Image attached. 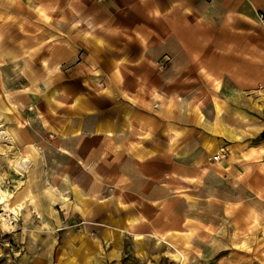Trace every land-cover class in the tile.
<instances>
[{
  "label": "crops",
  "instance_id": "crops-1",
  "mask_svg": "<svg viewBox=\"0 0 264 264\" xmlns=\"http://www.w3.org/2000/svg\"><path fill=\"white\" fill-rule=\"evenodd\" d=\"M261 13L264 0H0L9 27L39 29L41 75L66 77L46 89L47 131L23 140L52 178L31 166L14 178L11 206L43 226L0 264L183 256L217 244L234 215L264 216Z\"/></svg>",
  "mask_w": 264,
  "mask_h": 264
},
{
  "label": "rangeland",
  "instance_id": "rangeland-1",
  "mask_svg": "<svg viewBox=\"0 0 264 264\" xmlns=\"http://www.w3.org/2000/svg\"><path fill=\"white\" fill-rule=\"evenodd\" d=\"M7 20L8 18L3 20L0 15V89L11 96L10 101L16 106L20 116L6 113L1 106L2 96L0 94V122L1 114H4L5 119H11V124L6 126L8 132L14 137V149L2 144L4 151L0 152V181L3 188L14 191L16 190L15 177H21L23 180L29 177L27 171H19L12 165L10 158H14L17 154L31 161L32 180L52 178L53 173L42 171L41 156L43 153L41 150L36 151L32 149L33 147L26 149L27 145H24L23 140L25 136L26 138L33 137L35 134L47 131L50 92L46 89L51 83L50 79L53 78L54 82H58L59 78L64 81L66 77L42 76L41 70L35 64L36 55L45 46L43 43H38L39 29L31 25L27 28L24 26L9 27ZM18 56L21 57L20 60L17 59ZM41 117H44L45 122L42 123ZM261 118L264 120V115ZM20 121L24 126L20 127ZM247 127L251 129L250 134L254 131H261V128L257 129L253 123L248 124ZM255 128L256 130H254ZM262 129L264 130V128ZM260 135L261 133L254 142L261 145L264 154V138ZM24 187L25 185L22 186V190ZM30 189L33 192L31 187ZM35 201H37L36 196L35 200L29 204L35 205ZM28 209V206L23 208L17 216L11 219L10 223L14 227L8 230L2 224L1 214L3 217L7 215L0 206V258L11 248L18 247L23 238V236H18L19 232L23 231L22 229L26 228L29 231V229L43 226L36 211L32 210L33 216H24V211L27 212ZM231 222V225L222 228L220 232L222 234L217 244H213L212 247L208 246L206 251H192L183 255L184 257L177 253L167 252L154 255V258L149 260L131 256L124 260V264H181V260L182 264L184 262L186 264H264V216L259 217L256 212L250 209L247 220L243 221L234 215ZM223 224L225 225V222Z\"/></svg>",
  "mask_w": 264,
  "mask_h": 264
},
{
  "label": "bare ground",
  "instance_id": "bare-ground-1",
  "mask_svg": "<svg viewBox=\"0 0 264 264\" xmlns=\"http://www.w3.org/2000/svg\"><path fill=\"white\" fill-rule=\"evenodd\" d=\"M6 123V122H5ZM2 144H7L9 146H13V138L10 136L7 127L4 123L0 122V152L4 151L2 148ZM11 163L14 165L19 171L25 170L28 171L31 166V161L28 159H24L22 155H16L14 158H11ZM18 179V178H17ZM16 196V192L10 191L7 188L2 187V182L0 181V206H3L1 209L6 213V217H3V214H1V220L4 227L7 229H11L13 226L10 225L8 222L9 219V212L19 213V211H22V208L25 204H19L16 207L11 206V200ZM28 201V199H27ZM23 202V201H22ZM29 203V202H28ZM31 204V203H30ZM3 213V212H2ZM13 217V216H12ZM14 222V221H13Z\"/></svg>",
  "mask_w": 264,
  "mask_h": 264
},
{
  "label": "built area",
  "instance_id": "built-area-1",
  "mask_svg": "<svg viewBox=\"0 0 264 264\" xmlns=\"http://www.w3.org/2000/svg\"><path fill=\"white\" fill-rule=\"evenodd\" d=\"M260 17L264 20V14L263 13L260 14ZM227 155H228L227 147L221 146L219 151L215 155H213L212 159H213V161H220L223 158H226Z\"/></svg>",
  "mask_w": 264,
  "mask_h": 264
},
{
  "label": "water",
  "instance_id": "water-1",
  "mask_svg": "<svg viewBox=\"0 0 264 264\" xmlns=\"http://www.w3.org/2000/svg\"><path fill=\"white\" fill-rule=\"evenodd\" d=\"M262 138H264V130L261 132V135H260Z\"/></svg>",
  "mask_w": 264,
  "mask_h": 264
}]
</instances>
